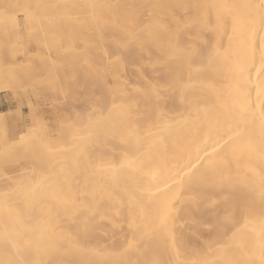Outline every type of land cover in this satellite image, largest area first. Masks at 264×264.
Here are the masks:
<instances>
[{
	"label": "bare ground",
	"instance_id": "obj_1",
	"mask_svg": "<svg viewBox=\"0 0 264 264\" xmlns=\"http://www.w3.org/2000/svg\"><path fill=\"white\" fill-rule=\"evenodd\" d=\"M59 5L76 45L51 81L76 101L44 160L0 175V264H264V0Z\"/></svg>",
	"mask_w": 264,
	"mask_h": 264
},
{
	"label": "rangeland",
	"instance_id": "obj_2",
	"mask_svg": "<svg viewBox=\"0 0 264 264\" xmlns=\"http://www.w3.org/2000/svg\"><path fill=\"white\" fill-rule=\"evenodd\" d=\"M59 3L60 0H42L39 3L31 1L26 4L13 0L12 2L5 1L0 3V15H16V25L5 31L9 37L13 36L15 38V45L10 46V48L5 46V39L3 40L4 32L0 31V69L4 68V72L8 75V77H3L0 85L1 88H6L0 90V113L6 116L4 123L0 125V175L27 165L32 158L31 155L34 153L39 157V161L44 160L41 148L49 140L48 137H44L46 136V131H48L47 133L54 131L52 139H55L53 137H56L55 131L56 127H58L57 117L59 113L66 115L68 103H72V100L76 101L74 99L76 98L75 96L70 101L62 98L56 92L57 90H54L53 81H51L53 73L58 74L60 70L68 73L67 70L69 69L61 66V55L76 45L71 43L72 41L70 42L68 34L62 32L59 27L60 23L63 22L62 15L66 13ZM75 18L72 14L69 15V22L74 23ZM152 18V15H148L146 7L140 9L136 14L138 25H145ZM177 18L181 21L186 19L180 14L177 15ZM28 22H31V25ZM22 38H27L28 40L20 43ZM183 40L184 34L180 33L179 41L182 42ZM139 59L144 58L140 56ZM125 73L128 77H126L127 80L133 81V76H130L129 72ZM125 73L123 76H126ZM147 76L153 83L155 82L154 84L160 85L163 83L155 75L147 73ZM113 82L119 84L115 80ZM14 87H17V89ZM78 95V97H82L83 93L80 92ZM73 105L78 111H83L85 108V105L80 102H76ZM73 105L71 104V107L75 111L76 109L73 108ZM50 114L53 115L51 116ZM33 122L35 124L39 123V125L35 127ZM41 126H47L45 127L47 129H41ZM32 127H35V132L37 130L38 134L36 133V135L40 137L37 136L36 138L39 137V140L33 136L35 133ZM20 130L24 133L22 143L25 146L21 148L24 151L30 148L32 151L29 150L27 155L26 152L21 151L22 149L18 150L20 146H23L16 141L19 133H21ZM49 130L51 131L49 132ZM26 132L33 133L25 135ZM31 168V173L28 168L23 180H28L35 176L34 172L36 170L34 168L36 169V167ZM8 185V180L6 181L3 177L0 178V189H2L0 192L6 193L7 191L5 192V190L8 189ZM2 193L0 194L2 195ZM205 235L201 234L200 236L203 238L206 237Z\"/></svg>",
	"mask_w": 264,
	"mask_h": 264
}]
</instances>
